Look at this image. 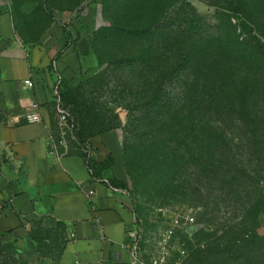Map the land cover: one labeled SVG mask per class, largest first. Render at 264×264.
<instances>
[{"label":"trees","instance_id":"16d2710c","mask_svg":"<svg viewBox=\"0 0 264 264\" xmlns=\"http://www.w3.org/2000/svg\"><path fill=\"white\" fill-rule=\"evenodd\" d=\"M181 1L163 0L166 14ZM235 1L225 0L234 5L229 11L247 17L240 18V33L198 21L193 9L180 5V12L167 22L159 17L138 26L106 27L102 34L111 44L105 53H97L104 73L109 71L121 85L120 93L144 109L141 117L127 120L126 131L140 138L147 150L149 165L142 177L151 191L160 196L190 194L206 208L207 194L253 183V177L236 169L238 163L244 164L240 157L247 156L248 165L264 166V106H256L257 92L264 87V22L253 16L246 0ZM95 123H88V130ZM114 129L121 128L104 133ZM126 153L124 147L130 176ZM82 159L92 179L102 178L100 166L105 161H111V168L115 162L112 154L102 162ZM0 264L26 263L8 240L0 247Z\"/></svg>","mask_w":264,"mask_h":264},{"label":"rangeland","instance_id":"374dc122","mask_svg":"<svg viewBox=\"0 0 264 264\" xmlns=\"http://www.w3.org/2000/svg\"><path fill=\"white\" fill-rule=\"evenodd\" d=\"M246 3L251 4L253 16L264 22V0H246ZM180 5L185 10L193 9L198 21L224 26L228 32L240 33V18H247L239 11H229L234 5L228 6L225 0H182L167 14L163 0H0V12L12 16L18 37L29 46L41 44L50 35L56 42V56L74 44L76 33L87 32L92 53L81 71V79L68 82L55 77L44 104L49 114L50 153L59 158L93 159V138L115 127L125 129L124 147L131 175L127 174L124 182L118 181L111 173V161L107 160L100 166L99 176L108 178V183L123 194L134 213L135 222L127 236L129 245L134 233L143 246L155 251L170 216L191 215L196 225L188 229L193 240L187 244L188 256L183 264H264V166L254 162L248 165V157H240L238 161L244 164L238 163L236 169L253 177V183L241 184L225 193L207 194L203 201L208 203L207 208L190 194L160 196L152 192L149 181L142 177L149 165L147 150L140 138L126 131L127 120L141 117L144 109L125 93L121 94V85L100 67L97 53H105L111 44L102 34L106 27L114 23L138 26L159 17L167 22L180 12ZM81 85V89H76ZM257 94L260 99L256 100V106H264V87ZM59 109L67 113L66 124L60 122ZM94 121L95 125L88 130L87 124ZM259 177L262 179L258 180ZM147 185L149 188L145 190ZM158 188L163 189L161 184ZM7 242L0 236V247Z\"/></svg>","mask_w":264,"mask_h":264},{"label":"crops","instance_id":"0c3cea01","mask_svg":"<svg viewBox=\"0 0 264 264\" xmlns=\"http://www.w3.org/2000/svg\"><path fill=\"white\" fill-rule=\"evenodd\" d=\"M55 43L48 35L41 44H25L12 16L0 12V236L26 264H133L127 236L135 216L123 194L108 178L92 179L81 157L50 153L44 104L54 78L79 82L92 53L87 32L76 33L58 56ZM33 103L42 121L29 123ZM92 143L95 160L112 154L113 177L126 181L123 130Z\"/></svg>","mask_w":264,"mask_h":264},{"label":"built area","instance_id":"2783aa9c","mask_svg":"<svg viewBox=\"0 0 264 264\" xmlns=\"http://www.w3.org/2000/svg\"><path fill=\"white\" fill-rule=\"evenodd\" d=\"M26 84L29 87L33 86L31 81H27ZM58 113L61 124H66L67 113L61 109ZM26 120L29 123L42 121L37 103L31 105V111L26 114ZM89 194L93 195V192L90 191ZM166 224L158 238L155 251L148 250L146 246H143L142 240L137 239L136 234H131L133 238L130 249L134 259L133 264H183L188 256L187 244L193 240L188 229L196 225L195 218L191 215L181 217L180 214H173Z\"/></svg>","mask_w":264,"mask_h":264}]
</instances>
